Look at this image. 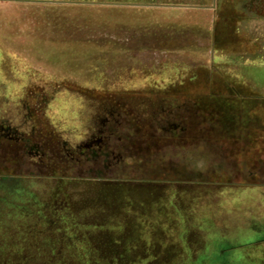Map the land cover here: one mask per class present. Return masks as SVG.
I'll return each mask as SVG.
<instances>
[{
    "label": "rangeland",
    "instance_id": "obj_1",
    "mask_svg": "<svg viewBox=\"0 0 264 264\" xmlns=\"http://www.w3.org/2000/svg\"><path fill=\"white\" fill-rule=\"evenodd\" d=\"M62 1L105 2L102 0ZM135 2L140 1L135 0ZM151 12L136 10L132 13L131 9L121 10L113 6L99 7L98 5L85 8L76 6L71 11L65 10L64 13H60L59 17L67 23L68 30L63 29L62 32H67L68 35L66 38L60 39L58 47L52 46L54 52L59 51L58 58L51 62L44 61L40 63V67L37 63L20 59L13 54L9 47L0 42V97H9L10 100H13L24 93L32 92L33 96H37L38 99H31L29 102L36 104L37 101L43 103L44 100L55 96L47 117L52 125H56L61 131L66 132L72 126L69 124V118H71L69 116L72 112L70 109L71 99L67 91L63 90H71L72 87H75L71 81L73 78L81 82L90 79L91 86L95 85L94 87L103 96H109V92L117 91L120 86H149L162 89L166 87V99L173 96L177 100L179 95L173 93V90L178 89V84L190 83V87H202L205 92L208 87L211 90V87L226 86L228 83L234 82V79L230 80L225 76L228 63L223 61L213 64L209 60L211 55L204 51L207 49L206 46H203L204 49L200 52L201 46L192 47V51L191 46L166 45V15ZM16 17L14 15V18ZM15 25L13 20L10 23L0 20V35L7 36L11 39V43L26 52L25 49L28 46L20 45L18 39L12 35L14 33L12 26ZM72 40L76 41L75 45L71 43ZM195 50H199V52L196 53ZM192 74L196 78L188 81L186 77H190ZM256 74L263 78L260 73ZM22 80L23 82L26 80L24 91L22 90L23 84H20ZM79 91L82 92V89ZM86 93L89 92L86 91ZM100 94L93 90L90 91L91 99H97ZM190 97L195 99L196 95L190 94ZM180 104L181 100L179 99V103L173 107L166 106V111L167 109L173 110L172 119L176 122L188 113H185V109H178L177 105ZM204 121L206 120L204 119ZM203 128L210 131L211 126L204 124ZM0 155L2 154L0 153ZM10 162V159L9 161L6 159L5 162L0 158V173H6V168H9L6 174L17 177L25 175L24 178H20L19 185L22 194L19 199L24 203L31 205L35 202L44 203L50 201L52 197H56L57 192L63 193L64 196L65 194L68 197L71 196L74 201L85 203L91 198L92 192L95 196L100 191V188L92 187L95 182H98L96 180L71 182L67 179H55L53 175L65 177L60 167L53 171L47 170L48 168L39 171L32 165L34 161L27 160L26 169L22 174L19 172L17 164ZM170 164L169 156H166V186L163 185L161 189L137 192L135 186L104 182L113 186L115 193L113 197H107V195L111 196L107 193L106 197L102 198L109 202L113 211H116L117 204L120 205L119 212L110 214L114 217L118 215L117 217L125 222L127 230L122 235L123 237L141 236L144 227L140 228L142 225L140 222L143 220L148 225H153L155 222L160 223L157 224L159 229H163L161 226L166 222V243L161 245L162 247L172 248L174 252H184L185 248L192 247L197 248L200 252L209 249V254H212V251L220 247L218 239L231 233L229 225H227L228 215L236 214V210L242 208L243 202H246V207L249 208L253 199L250 195L245 199L248 191L229 190L226 188V183L218 184L217 181L220 179L215 176L211 177L210 174H206L198 185L185 184L183 183V174L178 177L179 175L170 169ZM46 173L52 177L51 180L45 178ZM137 176L154 180L158 177L161 178L163 173L145 169L137 173ZM221 180L226 182L227 179L223 177ZM169 181L177 182V185L173 187L175 189H170ZM3 195L8 197L9 194L3 193ZM258 197L262 201V197ZM11 198L14 196H9L8 201ZM125 203H132L140 210L135 208L125 211L122 207ZM6 216L1 214L0 219L10 218V216ZM111 217L113 218V216ZM130 220L137 223L136 227L133 228L130 225ZM247 222L244 221L245 224ZM261 222H264L263 218L259 223ZM252 227H244L242 230L236 227L233 232V234L235 233L234 242L231 240L232 245H245L264 236V224H261L258 229ZM152 230L155 233L159 232L157 227H153ZM10 231L11 229H6L4 236L9 235ZM137 238L138 241H128L126 249H138L141 253V248L146 241H144V237ZM188 238L192 241L191 246L183 243ZM253 249H255V245L243 247L240 251L249 253L251 257L250 252ZM210 256L212 260L213 256ZM233 264H238L237 260H234Z\"/></svg>",
    "mask_w": 264,
    "mask_h": 264
},
{
    "label": "crops",
    "instance_id": "obj_2",
    "mask_svg": "<svg viewBox=\"0 0 264 264\" xmlns=\"http://www.w3.org/2000/svg\"><path fill=\"white\" fill-rule=\"evenodd\" d=\"M102 1L105 2L0 0V20L8 23L13 20L16 25L12 26V35L20 45L28 47L26 52L21 51L3 34L0 42L20 59L40 67V63L58 58L59 51L54 52L52 46L58 47L60 39L68 35L62 32L68 30L67 23L59 17L65 10L98 5L131 9L132 13L141 10L166 15V45L191 46L192 51V47L206 46L200 52L204 49L209 53L213 64L227 62L225 76L234 79L226 86L211 87V90L208 87L205 92L202 87L190 86L173 90L178 94H195L196 103L187 104L183 96L179 97L178 109L188 113L178 123L187 127L191 137L179 145L177 154L166 155L171 161V170L178 177L183 174L185 184L198 185L210 174L220 180L226 177V182L217 183H226L229 190L248 191L245 199L251 196V206L247 208L243 202L236 214L228 215L231 233L226 236L233 238L236 227L258 229L264 224L259 223L264 219V0ZM171 97L166 100H172ZM174 105L166 104L167 107ZM204 124L211 126L210 131L203 128ZM172 182L176 181L168 184ZM254 245L251 258L257 260L255 264H264V243Z\"/></svg>",
    "mask_w": 264,
    "mask_h": 264
},
{
    "label": "flooded vegetation",
    "instance_id": "obj_3",
    "mask_svg": "<svg viewBox=\"0 0 264 264\" xmlns=\"http://www.w3.org/2000/svg\"><path fill=\"white\" fill-rule=\"evenodd\" d=\"M71 81L75 87L63 90L71 99L72 112V126L66 132L47 117L55 96L36 104L29 102L38 99L32 92L13 100L0 97V158L17 164L22 174L28 160L39 171L60 167L65 177L54 178L71 182L119 183L135 186L137 192L166 186V155L177 154L179 145L191 137L187 127L172 119L173 110L166 111V87L120 86L103 96L90 79ZM20 84L24 91L26 80ZM91 90L100 94L97 99H91ZM145 169L163 176L154 180L137 176ZM6 173H0V182L9 188L25 176ZM48 173L45 178H51ZM172 185L170 189H175L177 182Z\"/></svg>",
    "mask_w": 264,
    "mask_h": 264
},
{
    "label": "trees",
    "instance_id": "obj_4",
    "mask_svg": "<svg viewBox=\"0 0 264 264\" xmlns=\"http://www.w3.org/2000/svg\"><path fill=\"white\" fill-rule=\"evenodd\" d=\"M195 78L193 74L186 77L188 81ZM177 86L189 87L190 83ZM190 94L178 95L184 97L185 103L195 104L196 98L191 99ZM171 99L166 100V103L175 104L180 98L177 100L172 96ZM59 177L64 176H57ZM20 182L16 179L10 188L4 187L0 182L1 195L9 194L8 197L0 195V215L10 216L9 219H0V234L4 233L0 235V264H233L234 260L238 264H255L257 260L252 259L249 253L237 251L243 247L264 243L263 236L245 245H232L231 240L234 239L224 235L218 239L220 247L212 251V254H209V249L200 252L194 247L185 248L184 252H174L172 248L161 246L166 243L164 221L161 226L163 229H159L157 224L160 223L148 225L143 220L140 222V228L144 227L141 236H122L127 230L125 222L118 215L114 217L110 214L119 212L120 205L114 203L118 206L113 211L109 202L104 199L107 193L111 195L107 197H113L115 193L109 183L95 182L92 187L100 188V191L95 196L92 192L91 198L85 203L74 201L71 196L57 192L56 197H52L50 201L31 205L19 199L22 197ZM9 196L14 198L8 201ZM122 207L125 211L135 208L140 210L132 203H125ZM129 223L133 228L137 225L132 220ZM153 227H157L159 232H152ZM6 229L11 231L4 236ZM137 237H144L146 241L141 253L138 249H126L128 241H138ZM189 238L183 243L191 246L192 241ZM210 255L213 256L212 260Z\"/></svg>",
    "mask_w": 264,
    "mask_h": 264
}]
</instances>
